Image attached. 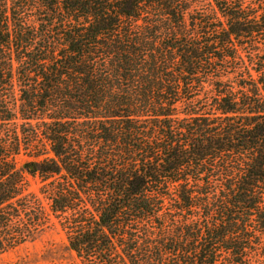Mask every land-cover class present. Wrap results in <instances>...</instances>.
I'll list each match as a JSON object with an SVG mask.
<instances>
[{
  "label": "trees",
  "instance_id": "trees-1",
  "mask_svg": "<svg viewBox=\"0 0 264 264\" xmlns=\"http://www.w3.org/2000/svg\"><path fill=\"white\" fill-rule=\"evenodd\" d=\"M53 220L80 264L264 260V0H0V252Z\"/></svg>",
  "mask_w": 264,
  "mask_h": 264
},
{
  "label": "rangeland",
  "instance_id": "rangeland-1",
  "mask_svg": "<svg viewBox=\"0 0 264 264\" xmlns=\"http://www.w3.org/2000/svg\"><path fill=\"white\" fill-rule=\"evenodd\" d=\"M28 158H17L19 166ZM29 191L38 194L39 180L28 177ZM46 206L47 201L43 200ZM33 241H28L11 249L0 252V264H80L74 253L68 248L64 234L55 221ZM253 264H264V260L256 258Z\"/></svg>",
  "mask_w": 264,
  "mask_h": 264
}]
</instances>
